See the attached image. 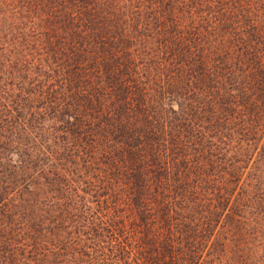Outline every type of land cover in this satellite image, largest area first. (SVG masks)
<instances>
[{
  "label": "trees",
  "instance_id": "1",
  "mask_svg": "<svg viewBox=\"0 0 264 264\" xmlns=\"http://www.w3.org/2000/svg\"><path fill=\"white\" fill-rule=\"evenodd\" d=\"M104 246L264 264V0H0V264Z\"/></svg>",
  "mask_w": 264,
  "mask_h": 264
},
{
  "label": "rangeland",
  "instance_id": "2",
  "mask_svg": "<svg viewBox=\"0 0 264 264\" xmlns=\"http://www.w3.org/2000/svg\"><path fill=\"white\" fill-rule=\"evenodd\" d=\"M104 248H106V246H104L102 248V253L104 255H100L98 254L97 257H95V259L93 260L94 263L92 264H116V262L114 261V259H112L109 255V252ZM98 250V249H96ZM95 250V251H96ZM85 261V259H83ZM87 260V259H86ZM215 261V260H212V259H209V260H206L205 262H203L202 264H257L256 262H251V263H245V262H241L240 260H237L235 258H224V260L222 261ZM258 264H262V261L261 260H258Z\"/></svg>",
  "mask_w": 264,
  "mask_h": 264
}]
</instances>
